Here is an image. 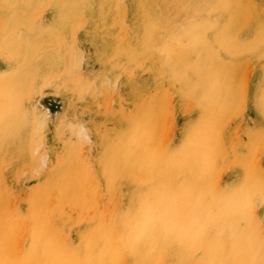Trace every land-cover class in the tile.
<instances>
[{
	"label": "rangeland",
	"instance_id": "374dc122",
	"mask_svg": "<svg viewBox=\"0 0 264 264\" xmlns=\"http://www.w3.org/2000/svg\"><path fill=\"white\" fill-rule=\"evenodd\" d=\"M0 264H264V0H0Z\"/></svg>",
	"mask_w": 264,
	"mask_h": 264
}]
</instances>
